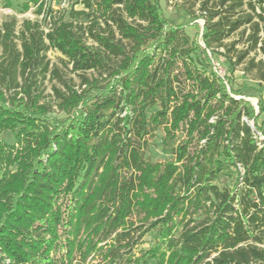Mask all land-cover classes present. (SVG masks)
<instances>
[{
  "label": "trees",
  "instance_id": "trees-1",
  "mask_svg": "<svg viewBox=\"0 0 264 264\" xmlns=\"http://www.w3.org/2000/svg\"><path fill=\"white\" fill-rule=\"evenodd\" d=\"M33 2L48 29L0 22V135L18 130L17 146L0 140V264H56V252L74 264L76 250L86 244L89 256L98 238L113 240L107 256L119 264H264L263 100L257 115L234 97L185 27L166 28L160 0H84L86 10L71 15L87 26ZM200 12L205 48L226 49L230 83L247 59L244 75L257 70L264 81L256 58L264 56V0H205ZM248 31V47L237 51ZM238 32L242 39L226 45ZM50 51L98 94L79 96ZM48 75L63 85L53 88L60 111H78L52 128L38 123L52 111L40 104ZM162 126L170 140L182 130L185 138L175 160L153 163L144 147ZM231 169L234 188H220ZM135 215L138 240L159 241L124 259L118 246L129 254L138 243Z\"/></svg>",
  "mask_w": 264,
  "mask_h": 264
},
{
  "label": "rangeland",
  "instance_id": "rangeland-1",
  "mask_svg": "<svg viewBox=\"0 0 264 264\" xmlns=\"http://www.w3.org/2000/svg\"><path fill=\"white\" fill-rule=\"evenodd\" d=\"M45 1L47 7H51L55 12H61V15H64L65 20H72L76 24H83L84 26L88 25V20L85 17H73L71 12H81L86 10L84 7V0H40ZM205 0H160V7L162 10V16L164 21L166 22V28L169 26L177 27L184 26L187 35L193 40L200 49V57L206 58L208 62L212 65L213 70L217 74V76L223 81L227 90L230 93H235L237 96L232 94L234 97L238 99H244L249 102L251 106L255 109L256 114L260 113L259 101L263 100L264 106V81H259L257 79L258 72L255 70L248 76L244 75V68L246 67L249 59L245 61L243 65H241L237 71L233 74L234 80L230 83L232 78V74L229 72L228 63L225 61L223 54L226 52L225 48L217 49L214 52L212 50H208L205 48L203 42V33H204V25L205 21L200 12L201 2ZM28 7V8H26ZM37 6L34 5L33 0H0V22H6L11 20L12 18H16L18 21L17 24V32L20 30L22 23L25 20L32 21H40L42 22L43 28L48 29L47 22L44 21L43 17H38L36 15ZM187 9H190L195 13L196 17H191L187 13ZM249 31L245 35V37L241 38V33L238 32L233 35L230 39L225 41L226 45H230L233 42L242 41L236 46L237 51H243L248 47V37ZM88 44L92 45L93 41L88 40ZM255 53H252L250 58L254 57ZM257 61L264 59L262 53H258L256 55ZM48 59L51 61L53 67H57L60 71L62 78L70 84V86L77 92L79 96L85 95L86 97H93L98 94V90L90 88L89 86H82V80L79 76V73H74L72 71V65L67 63V59L63 57L57 51H50L48 53ZM87 77L89 79H99L101 82H105L106 76L103 79H100V76L95 72H88ZM63 88V85L55 78L53 75H48L46 79L42 81L41 91L43 93L42 99L40 101L41 105H48L51 107L52 111L48 113L45 117H43L38 123L43 124L47 123V125L52 128L55 125H60V122L68 121L73 116L78 114V111L73 112L71 114H66L58 108V101L54 94L53 88ZM81 107H79L80 109ZM259 123L264 122V114H262L259 119ZM36 133V132H35ZM17 134L18 130L15 131H4L0 135V140L10 146L16 145L17 143ZM38 134V133H36ZM185 131L177 133L176 137L170 140L164 130V127H160L152 136H148L147 143L144 147V152L146 157L153 163L164 164L168 161H173L176 158V154L174 151L178 147V145L184 140ZM17 146V145H16ZM238 172L231 169L229 171L223 172L216 184L220 188L228 187L234 188L237 179ZM67 201H64L65 204ZM133 223V227L131 228V236L138 242L133 246V249L128 252L126 248L119 247L120 254H123L124 259L129 256H134V259L142 257V255L156 246L158 244V237L154 234H148L142 240H138L140 230L139 228L143 225V223L139 220V218L135 215L130 219ZM122 231V230H120ZM102 239V240H101ZM100 242H99V241ZM138 240V241H137ZM96 241L99 242V245L95 251H93L89 256L82 255L85 252V247L81 248L83 251L79 249L75 252L74 264H119L118 262H113L112 258H108L107 251L108 248L112 245V239H103L98 238ZM123 244H126L125 242ZM125 246V245H124ZM64 254V253H63ZM54 258L56 260V264H67V260L60 252H56L54 254Z\"/></svg>",
  "mask_w": 264,
  "mask_h": 264
},
{
  "label": "water",
  "instance_id": "water-1",
  "mask_svg": "<svg viewBox=\"0 0 264 264\" xmlns=\"http://www.w3.org/2000/svg\"><path fill=\"white\" fill-rule=\"evenodd\" d=\"M252 126V125H251Z\"/></svg>",
  "mask_w": 264,
  "mask_h": 264
}]
</instances>
